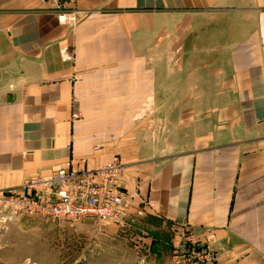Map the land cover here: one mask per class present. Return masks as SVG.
Here are the masks:
<instances>
[{"label":"crops","instance_id":"obj_1","mask_svg":"<svg viewBox=\"0 0 264 264\" xmlns=\"http://www.w3.org/2000/svg\"><path fill=\"white\" fill-rule=\"evenodd\" d=\"M71 8L75 27L51 0H0V190L118 154L128 197L121 221H88L101 243L123 235L135 264H174L175 234L214 264H264V0Z\"/></svg>","mask_w":264,"mask_h":264},{"label":"built area","instance_id":"obj_2","mask_svg":"<svg viewBox=\"0 0 264 264\" xmlns=\"http://www.w3.org/2000/svg\"><path fill=\"white\" fill-rule=\"evenodd\" d=\"M61 24L75 27L78 11L71 8L73 0H51ZM65 62H73L75 55L70 45L60 49ZM73 118L80 114L73 112ZM99 150V147H95ZM90 157H71L50 174L28 178L14 189L0 190V211L7 219L19 214L47 217L51 220L82 222L88 218L96 221L117 222L123 218L127 191L122 185L123 162L118 154L111 155L104 164L94 168ZM182 242V243H181ZM181 244V245H180ZM174 255L193 257L204 264H214L215 256L195 240H180L174 246ZM178 253V254H179Z\"/></svg>","mask_w":264,"mask_h":264},{"label":"rangeland","instance_id":"obj_3","mask_svg":"<svg viewBox=\"0 0 264 264\" xmlns=\"http://www.w3.org/2000/svg\"><path fill=\"white\" fill-rule=\"evenodd\" d=\"M18 217L0 239V264H135L130 258L132 251L128 248L126 236L118 234L114 244L110 237H105L101 243L93 222L100 223L95 219L79 222L93 221L78 227V222L70 223L65 219L55 221L27 214ZM5 218L0 213V221ZM34 218L45 220L43 224L36 223ZM167 239L172 246L174 264H204L187 255L182 257L181 252L174 255V246L181 238H175L173 234Z\"/></svg>","mask_w":264,"mask_h":264}]
</instances>
